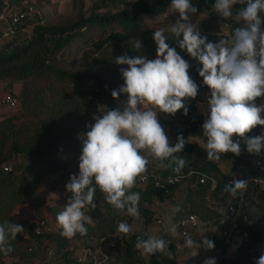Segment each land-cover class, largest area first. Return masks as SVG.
<instances>
[{
    "label": "trees",
    "instance_id": "trees-1",
    "mask_svg": "<svg viewBox=\"0 0 264 264\" xmlns=\"http://www.w3.org/2000/svg\"><path fill=\"white\" fill-rule=\"evenodd\" d=\"M190 2L197 8L195 14L207 13L208 19L203 20L202 30L211 31L212 23L218 20L213 9L215 0H190ZM171 3L172 0H138L131 11L99 14L93 10L72 24L38 25L33 29L30 40L24 44L16 42V36L21 30L10 39L0 37V41H7L4 43L6 51L0 52V82L10 87L28 83L37 86L33 91L27 86L17 98L23 108L28 110L29 115L39 120L35 126L23 128L7 124L0 133V164L10 162L16 155L29 159L28 165H19L14 171L12 169L11 173L2 174L0 171V224L7 221L11 223V214L18 204L26 203L30 199H41L36 187L47 171L62 166L58 156L81 153L80 136L88 130L86 125L94 123V114L99 115L108 109H117L111 93L124 84L121 69L128 66L117 64L116 57L144 55L148 59H155L157 45L153 33L155 30L163 29L169 46L175 48L190 64L191 78L197 85L203 83L198 72L202 65L193 62L185 55L186 51L179 48L176 38L167 29V22L157 26L143 23L148 17L165 15L171 8ZM35 13L34 9L33 16L36 15ZM28 20L29 18L26 21ZM229 26L232 36L237 25L231 22ZM261 29L264 30V22ZM133 40L141 42L140 50L133 47L131 43ZM112 46L116 48V56L100 63L99 59L104 57ZM189 117L192 123L183 126L191 125V128L180 133L184 137L188 132L202 126L205 121L203 115H198L192 110L189 112ZM176 155L187 162L179 174L175 173L172 167L154 169L148 164L147 171L142 176L146 178L145 183L141 185L137 178V184L130 190L140 194L139 213L144 216L145 225L152 220L153 212L144 205L152 206L168 197L156 188V180L187 176L190 172H198L213 178L216 186L212 192H209L210 181L197 184L188 199V215L197 216L203 224L219 222L225 218L226 216L222 215L213 204L207 202L206 197L211 195L215 202L224 203L230 196V203H235L237 197L234 198L230 193H226L224 187L236 177L232 174L223 175L217 161L209 160L206 150L196 143L185 144L183 151ZM234 171L241 174L242 180L251 177L248 162L247 160L243 162L242 153L236 160ZM191 178L197 179L195 176ZM255 191L260 192L255 204L248 201L247 194L245 196L248 221L243 227L248 233L249 248L264 241L263 233L247 228L248 222L252 219L264 217V190ZM95 203L96 209L89 214L92 217V224L85 225L88 229L86 235L77 233L73 238L68 239L60 234L61 228L55 226L51 227L49 232L42 231L38 236L24 237L17 234L16 239L9 238L13 251L8 254L0 252V264H5L4 260L7 258L11 259L10 264H45L52 258L60 259L58 264H69L74 261L76 247L84 251L95 239L105 244L112 241L122 242L124 244V251L121 254L122 264H144L145 260L138 254L135 244L138 237L148 238L147 231L130 236L118 231L119 223H126L130 218L126 211L127 206L124 210L115 209L106 202L105 195L99 188L96 191ZM50 211L52 220L56 224L58 207H52ZM39 217L43 218L41 214ZM117 233L122 234V237L115 236ZM211 241L214 242L215 247L208 249L210 256L221 245L217 243V238ZM167 254V252L146 254L148 260L145 263L166 264Z\"/></svg>",
    "mask_w": 264,
    "mask_h": 264
},
{
    "label": "clouds",
    "instance_id": "clouds-1",
    "mask_svg": "<svg viewBox=\"0 0 264 264\" xmlns=\"http://www.w3.org/2000/svg\"><path fill=\"white\" fill-rule=\"evenodd\" d=\"M237 4L246 5L235 15L244 26L236 27L230 39L221 38L218 42L208 41L191 22L189 14L197 13V8L190 0H172L170 8L179 14L170 32L179 48L202 65L199 76L210 90L207 118L202 125L209 160H219L225 153L239 156L241 139L249 153L260 154L264 150V132L255 137L247 135L257 126H264V104L256 103L257 98L264 97V30L261 29L264 21L260 16L264 13V0H215L213 8L228 19L233 17L232 9ZM153 39L157 45L155 59L144 55L115 58L117 64L128 66L121 69L124 84L111 93L114 99H119L121 93L126 95L123 110L108 109L94 114V123L86 125L88 130L80 136L79 173L72 174L65 185L71 195L56 217L60 234L65 238L87 234L85 225L92 224L89 213L97 207V188L115 209L124 210L127 206L129 216L139 217L140 194L130 190L147 171L149 160L144 152L161 161L164 167H172L177 174L187 163L176 155L184 149V137L178 136L176 144L170 146L158 113L174 116L183 109L187 115L185 101L197 97L198 85L189 75L190 64L166 42L164 30H155ZM131 43L136 50L142 47L139 40ZM164 161L168 163L163 164ZM247 187V180L233 179L225 184L224 191L242 199ZM173 211L179 212L180 208ZM118 231L127 235L131 226L121 222ZM169 231L173 236L179 235L176 225ZM23 232L22 225L8 221L0 224V252L13 251L9 238L16 239ZM184 235L185 246L196 249L192 257L202 247H215L206 236L197 242L187 233ZM135 247L143 254L155 255L168 251V241L155 235L147 239L138 237ZM204 264H215V258H207ZM256 264H264V254Z\"/></svg>",
    "mask_w": 264,
    "mask_h": 264
},
{
    "label": "rangeland",
    "instance_id": "rangeland-1",
    "mask_svg": "<svg viewBox=\"0 0 264 264\" xmlns=\"http://www.w3.org/2000/svg\"><path fill=\"white\" fill-rule=\"evenodd\" d=\"M1 1V0H0ZM138 0H10V6L13 12L23 11L28 7H33L35 9L36 15H31L29 20L25 22L22 26L21 31L16 36V42L18 44H24L30 40L33 35V29L38 26H63L72 24L78 21L81 17L87 16L90 11H95L99 14H114L118 11H131L133 9L134 4ZM191 17V22L198 28V30L202 31V22L203 20H207V13L203 12L200 14H189ZM172 18L179 19V14L176 12H172L171 9L165 14L160 15L156 18L148 17L143 20L144 24L149 25H161L164 22L166 23L167 29L170 30L172 25L174 24ZM9 18H7V21ZM196 20H198V24H196ZM176 22V21H175ZM166 28V27H164ZM166 30V29H165ZM202 36H207V34L201 33ZM12 41V40H11ZM8 41V42H11ZM7 43V41H5ZM5 42L0 41V52L3 53L6 51ZM117 54L116 48L112 46L109 50L106 51L104 57L100 58L99 61L105 62L107 59L111 57H115ZM6 83L0 82V100L4 95H12L9 91L8 87H5ZM20 87V91L16 97H19L20 94L25 90V88H29L30 91L36 89L34 84L28 83L27 85L18 84ZM203 90V89H201ZM28 91V90H27ZM204 93H209L210 90H203ZM14 96V95H12ZM263 98V97H261ZM115 103L119 105H125V101L121 98L115 99ZM38 119L34 118L32 115H29L27 109L23 108L20 104L19 108L16 110L11 109L7 106H0V133L7 127L8 125H15L16 128H23L24 126H35L38 123ZM188 129L184 128V131ZM264 132V127H263ZM167 135L171 136L172 133L167 131ZM235 154L233 153H225L222 154L220 162L221 165L226 168L229 167L231 160L234 162ZM64 156V157H63ZM67 154H63L58 156V160L62 163V166L58 169H51L47 171L39 185L36 187V190L41 194V199L32 200L30 199L26 203H20L16 206L11 214V223L17 224L16 217L18 216V209L23 207L28 210L29 219L34 222L38 221L36 217L39 214L42 215L44 221H46L47 226L42 230L49 232L51 227L60 226L58 223H54L51 216L50 209L52 207H58V212H61L64 209V205L67 203L68 197L71 195L66 192L65 185L69 182L70 176L72 174L78 173V166L75 164L73 160L74 157L70 155L72 159H69L65 162L62 158H65ZM247 152L242 153V160L246 162L247 160ZM230 161V162H229ZM29 163L28 158H24L23 156H15L10 162H3L0 164V171L6 166L11 167L13 171L17 166L22 165L26 166ZM137 184V183H136ZM260 194L259 191H249L247 192V198L249 202H253L254 204L257 201V196ZM158 203V202H156ZM153 204L152 206L144 205V207L149 208L153 212V218L148 225H145V218L140 213L138 218H133L130 216L129 220L126 222L131 226V232L126 236H130L132 234L142 233L143 231H147L149 236L155 235L160 237L163 234H167L166 230H169V227L175 224V221L169 219L168 211L166 212L163 207H160ZM159 204V203H158ZM229 204L223 205L220 204L221 207H228ZM160 207V210H157ZM90 214V213H89ZM161 220L162 224L158 225L157 221ZM21 235L20 233H18ZM123 234V233H122ZM122 234L117 233L115 236L118 238L122 237ZM169 236L175 238L170 232ZM167 235V236H168ZM22 236V235H21ZM31 236V235H30ZM32 236H35L32 234ZM183 245V244H182ZM90 247L93 248L94 252L97 254H104L108 257V264H122L121 254L124 251V244L122 242H108L101 243L98 240H92L90 243ZM76 247V253L73 262L69 264H76V259L82 255L83 251ZM187 248H184L180 252H170L166 255V264H185L188 262L187 257ZM138 254L142 258H144L145 262H147V255L143 254L141 250H137ZM60 259L52 258V260H47L45 264H58ZM5 264H10L11 259L7 258L4 260ZM144 262V264H146ZM90 264V263H88Z\"/></svg>",
    "mask_w": 264,
    "mask_h": 264
},
{
    "label": "crops",
    "instance_id": "crops-1",
    "mask_svg": "<svg viewBox=\"0 0 264 264\" xmlns=\"http://www.w3.org/2000/svg\"><path fill=\"white\" fill-rule=\"evenodd\" d=\"M245 6L246 5H240V4L234 5L233 9H232L233 17L228 18V19L221 17L218 13L215 12L218 20H217V22L212 23L213 29L209 32H205L202 30L200 33L207 34V36H206L207 40L210 42H218V40L221 38L230 39L231 38V32H230L229 24L231 22L236 23L237 27H243L244 26V22L243 21L238 22L235 15L240 8L245 7ZM260 16H261L262 21H264V13H260ZM177 20H178L177 18H172V20H170V21H173L175 23V21H177ZM195 23L198 24V20H196ZM262 24H263V22H262ZM185 55L187 57H189L190 59H192L193 62L198 63V61L193 59L189 54H187V52L185 53ZM5 87H8V89L12 95L17 96V94L20 91L21 86L16 84V85H13L12 87H10L7 84H5ZM201 89L206 91L208 89V87L205 86L203 83L199 84L198 85V94L199 95H197V97L195 99L189 98L185 101L186 107L188 108V114L187 115H184L183 109L179 110L174 116L169 115V114H165L162 112L158 113V120H159L160 124L162 125V127L164 128L166 135H167V131L172 133L171 136L167 135L169 138L170 146H174L177 142V137L181 135V134H178L174 131L175 125L179 124V126L182 127L184 124H191L192 123V119L189 117V112L191 110L194 111L198 115H203L205 117V119L207 118V113H208L207 101L210 98V92L204 93V91ZM119 98L124 100L126 103L127 97L125 94L121 93ZM256 103L258 105L264 104V97L263 98H257ZM115 106L119 109H123V107H124V105L118 106L116 103H115ZM263 127L264 126H257L250 133H255L257 135H261L263 132ZM250 133H248V134H250ZM184 139L186 141L185 144L196 143L202 149L206 150V147H205L206 138L203 137L202 126H198L196 128V130L188 132L187 136L184 137ZM233 139L235 140V139H239V138L234 137ZM240 148H241V153H244L245 151L247 152L246 144H245L244 140H242V139L240 140ZM143 154L149 160L148 164L152 168L161 169L164 167L162 165L161 161H159L156 158H154L153 156L149 155L147 152H144ZM70 155H72V157H74L73 160L75 161V164L78 166L79 165V157H80L81 153L67 154V156H65V158H62V159L65 162H67L69 159H72V158H69V157H71ZM238 157L239 156L234 155V157H233L234 162H233V160H231V162L229 161L230 165H229V167H226V168H224L221 165L220 160H216L217 165L220 169V172L223 175L232 174L233 176L236 177V179L242 180L241 174L234 171L235 163H236V160L238 159ZM166 162L167 161H164L163 164H166ZM198 183L199 182L197 179H194L191 177H186L172 191L170 196L166 197L163 202H158L159 204L156 203L157 206L159 205L160 207H163L166 212L168 211L169 219L175 221L174 225H176L180 220H182L183 218L188 216V212H189L188 199L191 197V195L195 191ZM213 190H214V188L211 186L209 189V192H212ZM206 200L208 203L213 204L214 207L222 215L226 216V213H227V207L226 206L221 207L220 206L221 203L215 202L214 198L211 195H208L206 197ZM230 200H231L230 196L227 197V200L224 201L223 205L229 204ZM160 207H158L157 210H160ZM177 207L180 208V211L174 212L173 209L177 208ZM16 221H17L18 225H22L24 228V232L20 233L22 236L29 237L30 235L33 234V231L35 230L37 224H36L35 220L33 222L29 219L28 210L26 208L21 207L18 209V216L16 217ZM170 227H169V229H170ZM247 228L249 230H254V231H257V232L264 234V217L252 219L250 222H248ZM165 232H167L166 235H168V233L170 231L166 230ZM222 232H223V228L219 222H211V223H204V224L202 223L201 225H199L198 228L190 229L189 230V236L197 242L202 241L203 237H205V236L210 240L213 238H217V240H218L217 243L221 244ZM163 235H165V234H163ZM173 239L176 242L183 244L182 245L183 249L187 248L185 246V239H181L178 235H176L175 238H173ZM187 249H188V251L186 253L187 254L186 259H188V262L185 264H201L206 258H208L210 256L209 250L205 249L203 247L201 249H199L198 255L194 256V257H192L191 254L193 251H196V249H190V248H187ZM261 254H264V241L260 242V243H256L253 247L249 248V247L244 245L243 239L237 238L235 240L233 246L231 247L224 264H256V260L260 257Z\"/></svg>",
    "mask_w": 264,
    "mask_h": 264
},
{
    "label": "built area",
    "instance_id": "built-area-1",
    "mask_svg": "<svg viewBox=\"0 0 264 264\" xmlns=\"http://www.w3.org/2000/svg\"><path fill=\"white\" fill-rule=\"evenodd\" d=\"M34 13L33 7H28L23 11L13 12L8 0L0 1V31L2 39H10L14 37L20 30L24 22ZM7 18L9 20L7 21ZM199 95V94H198ZM7 106L11 109H18L20 102L17 97L12 95H4L0 100V106ZM262 118H264V113H262ZM184 128L190 129L191 125L179 126L175 125L174 131L178 134L184 131ZM249 137L258 136L255 133L248 134ZM247 162L248 167L251 172V177L247 180L248 187L243 198L237 197L235 203H230L227 207L226 217L222 218L219 223L223 228L222 232V242L220 247L215 251L212 256L208 258H215V264H224L227 255L233 246L237 238L244 240V245L248 244V233L244 229V224L248 221V216L246 214V194L249 191L264 190V150L260 154H252L247 151ZM12 172L11 167H4L2 169V174H8ZM195 176L199 184H205L207 181L211 182V186L215 188L216 181L204 174L198 172H190L187 176L181 175L176 177H169L164 180H156V188L160 189L166 196L171 195L172 191L178 186V184L186 177ZM1 177V176H0ZM146 181L145 177H140L138 182L142 185ZM36 228L33 231L35 236L41 234L42 230L47 226L46 221L39 219L36 221ZM157 224H162L161 220L157 221ZM199 218L195 215H188L187 217L180 220L176 226L181 239H185V233L189 235L190 229H196L201 225ZM159 238H163L168 241V251L170 252H180L183 250L181 243L176 242L172 237L167 235H161ZM102 243V242H101ZM207 259V258H206ZM205 259V260H206ZM204 260V261H205ZM108 257L104 254H97L94 252L93 248L89 247L83 251L82 255L76 259V264H108ZM204 261L201 264H204Z\"/></svg>",
    "mask_w": 264,
    "mask_h": 264
},
{
    "label": "water",
    "instance_id": "water-1",
    "mask_svg": "<svg viewBox=\"0 0 264 264\" xmlns=\"http://www.w3.org/2000/svg\"><path fill=\"white\" fill-rule=\"evenodd\" d=\"M35 217H36V219H38V220L41 219L39 216H35Z\"/></svg>",
    "mask_w": 264,
    "mask_h": 264
}]
</instances>
